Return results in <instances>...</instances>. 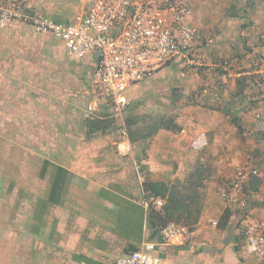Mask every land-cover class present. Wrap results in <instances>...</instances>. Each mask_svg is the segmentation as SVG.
<instances>
[{
    "label": "crops",
    "instance_id": "crops-1",
    "mask_svg": "<svg viewBox=\"0 0 264 264\" xmlns=\"http://www.w3.org/2000/svg\"><path fill=\"white\" fill-rule=\"evenodd\" d=\"M16 1L30 15L69 22L93 0ZM1 30L12 32L13 40L12 71L6 60L5 71L0 70V131L3 126L1 132H12V140L0 135V264H111L143 243H153L152 252L169 264H264L263 258L246 251L243 230L264 218V183L248 177L243 185L245 206L229 204L218 197L224 186L218 168L224 158L175 154L178 145L188 144L181 129L187 139L203 132L208 143L218 144L235 132L232 146L239 148V132H245L241 122L240 129L228 120L221 125L209 113L212 120L198 123L190 116L188 125H181L160 113L152 126L140 123L136 105L129 106L125 115L133 153L119 154L113 141L116 118L107 106L101 112L86 109L96 88L92 78L97 55L69 59L52 36L21 22ZM139 83L127 89V96ZM241 86L225 95L229 105L244 99ZM237 108L231 115L245 116L248 122V115ZM169 119L178 128L166 127ZM247 126L251 133L250 123ZM255 140L258 147L247 160L264 171V136ZM3 149H10L9 154ZM195 169L202 206L192 226L193 239L182 247L165 244L159 233L161 219L155 215L161 206L140 203L143 181L171 186L187 180ZM208 219H215L216 225Z\"/></svg>",
    "mask_w": 264,
    "mask_h": 264
},
{
    "label": "built area",
    "instance_id": "built-area-1",
    "mask_svg": "<svg viewBox=\"0 0 264 264\" xmlns=\"http://www.w3.org/2000/svg\"><path fill=\"white\" fill-rule=\"evenodd\" d=\"M194 0H93L88 9L76 14L69 22H61L47 16L26 13L16 0L0 1V28L14 22L30 25L34 32L50 35L64 48L69 59H81L96 54L97 64L93 74L94 89L87 111H100L107 106L117 120V137L113 140L119 154L131 155L125 112L129 106L127 89L142 82L169 62L180 60L195 71L216 75L212 84L222 87L228 79L240 76L232 72L226 60L205 61L198 55L203 38L197 24ZM263 74L262 69H255ZM248 74H251L247 72ZM253 84L261 86L257 79ZM214 86V87H215ZM255 131L264 133V119L255 115ZM182 138L194 150L207 145L203 132ZM134 167L140 171V164ZM257 177L264 183V171L250 160L237 165L231 174L223 176L224 186L218 197L229 204L245 206L243 185L248 177ZM140 203L144 207L163 205V199L153 194H143ZM216 225L215 219H208ZM246 251L264 259V218H258L244 226ZM163 243L185 246L194 236L192 228L176 221H168L159 228ZM153 243H143L139 248L119 256L111 264H169L154 254Z\"/></svg>",
    "mask_w": 264,
    "mask_h": 264
},
{
    "label": "rangeland",
    "instance_id": "rangeland-1",
    "mask_svg": "<svg viewBox=\"0 0 264 264\" xmlns=\"http://www.w3.org/2000/svg\"><path fill=\"white\" fill-rule=\"evenodd\" d=\"M194 3L198 27L211 39L209 43L203 42V50L198 55L209 62L226 60L232 72H239L241 73L240 76L230 77L222 87H216L214 84L211 85L212 80L216 79V75H207L202 71H195L183 61L176 60L139 83L136 92L128 96L129 106L134 107L136 105L140 113V123L149 121L150 124L148 125L152 126L158 122L157 115L160 113L164 116H171L181 125H188L187 120L190 116L194 117L191 121L198 123L199 120L205 121L209 118L212 120L210 113L215 115L214 119L221 125L222 120H228L230 124L235 126L231 120V116L234 114L233 110L238 107L244 111L250 120L246 122L245 116L239 119L245 130V132H239L241 143L239 148L232 146V138L237 134H234L235 132L228 134L227 130L223 143L218 144V142L209 141L201 150H194L188 144L177 146L178 151L175 154L207 159H213L214 156L217 159L220 157V160L224 158L221 160L223 166L220 165L218 168L221 170L219 175L223 179V176L232 173L237 164L247 160L248 154L254 153L258 147L254 144L255 139L258 135L264 134L255 131L256 113H260L264 119V72L260 74L255 71V69L264 71V0H194ZM243 4L245 6H242ZM11 33L0 28V52L2 51L0 70L2 71H5L3 68L4 60L12 71L11 47L13 36ZM50 59L53 58L50 57ZM6 70L8 69L6 68ZM241 77L250 79L245 82L244 99H241L239 103L236 102L235 106L229 105V100L224 97L230 91H235L238 85H242ZM255 79L261 82V86L252 83ZM230 82L234 83L230 84ZM6 111L8 112V110ZM107 111H109L108 107ZM227 114L229 117L226 118ZM247 123H250L251 133H249L250 130L248 132ZM230 124L226 123V127ZM4 129L2 126L1 131ZM0 135L12 140V132L10 131L1 132ZM212 138L214 137L212 136ZM260 138H262L261 135ZM9 150L6 151V154H9ZM10 154L12 155V151ZM211 167L214 169V165H210V169Z\"/></svg>",
    "mask_w": 264,
    "mask_h": 264
},
{
    "label": "trees",
    "instance_id": "trees-1",
    "mask_svg": "<svg viewBox=\"0 0 264 264\" xmlns=\"http://www.w3.org/2000/svg\"><path fill=\"white\" fill-rule=\"evenodd\" d=\"M243 3L245 4V2ZM244 4L242 6H245ZM245 80L246 77H241L242 89L239 92L243 91ZM231 120L239 129L241 128L238 117L231 116ZM165 126L178 128L170 119L166 121ZM260 135L264 136V134ZM260 135H258V139H260ZM197 171L198 169H195L191 172L190 177L184 182L172 184L171 186L162 181L147 178L143 181V189L146 195L153 194L165 199L164 204L160 207L161 209L155 213L161 219V224L168 221H176L192 228L197 222L202 206L196 190L198 184H200Z\"/></svg>",
    "mask_w": 264,
    "mask_h": 264
}]
</instances>
